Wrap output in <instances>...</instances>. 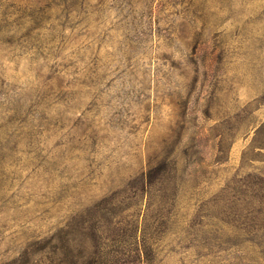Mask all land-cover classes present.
I'll return each mask as SVG.
<instances>
[{"label": "rangeland", "instance_id": "374dc122", "mask_svg": "<svg viewBox=\"0 0 264 264\" xmlns=\"http://www.w3.org/2000/svg\"><path fill=\"white\" fill-rule=\"evenodd\" d=\"M264 264V0H0V264Z\"/></svg>", "mask_w": 264, "mask_h": 264}, {"label": "trees", "instance_id": "16d2710c", "mask_svg": "<svg viewBox=\"0 0 264 264\" xmlns=\"http://www.w3.org/2000/svg\"><path fill=\"white\" fill-rule=\"evenodd\" d=\"M46 261L47 262H45V260H36V264H52V262H54L55 261V259H52L51 257H46Z\"/></svg>", "mask_w": 264, "mask_h": 264}]
</instances>
